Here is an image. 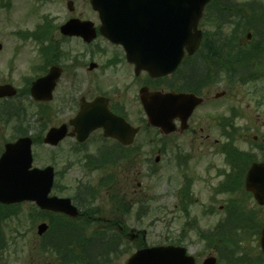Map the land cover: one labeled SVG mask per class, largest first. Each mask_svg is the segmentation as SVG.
<instances>
[{"label":"rangeland","instance_id":"374dc122","mask_svg":"<svg viewBox=\"0 0 264 264\" xmlns=\"http://www.w3.org/2000/svg\"><path fill=\"white\" fill-rule=\"evenodd\" d=\"M253 1L255 0H219L217 2L224 7L236 2ZM256 1L264 5V0ZM31 4L32 7L37 6L41 17L42 15L52 16L57 23L63 21L68 12L67 0H15L14 8L8 17H3L6 15L4 11L0 12V42L3 44L0 50V83L10 81L18 88L24 85V77L34 74L33 65L36 64L37 46L32 41L19 40L11 33L15 30L28 28L31 19L26 18L25 14L31 8ZM76 4L78 6L80 3L76 1ZM13 13L15 14L11 17ZM211 18L212 15L209 12L207 20L210 21ZM261 23L263 26V21L260 22V26ZM203 25L205 29H213L210 22H205ZM227 28L230 29L231 26L228 25ZM211 42L214 43L213 40ZM214 44L216 45V43ZM232 63V70L238 71V60H232ZM256 69L262 73L261 78L243 85L232 82L231 95L217 101L216 114L218 116L225 115L226 106L231 107L235 113L233 147L248 150L251 160H264V66H257ZM221 82L222 84H218L212 94L226 89V82L223 80ZM55 96H58V93H55ZM59 98L57 97V101L52 100L50 105H56ZM22 100L25 101L24 105L28 108V117L21 127L34 135L38 128L35 119L36 104L30 95H25ZM203 108L206 107L203 106L201 111ZM52 117L56 119L58 116L52 115ZM16 129L11 124L0 128V152L5 142L17 138L15 136ZM44 133L41 134L40 140L33 145L34 166L44 167L50 164L55 167V184L59 190L54 189L52 193L79 198L82 186L90 185L96 191L95 194L101 197L100 203L97 205L95 202V205H89L83 211L88 210V212L94 213L95 215H91L93 217H121L122 225L128 231L130 229H145L147 231L144 239L140 237L139 240H129V243L123 242L120 249L127 246L126 250L110 253V260L104 264H125L128 257L144 245L168 244L185 246L189 253L196 257L198 264H201L209 255L207 252L212 250L208 245L209 241L215 245L213 247L216 249H213L211 253H216L218 256V264H236V261H241L239 264L244 262V264H264V258H262L264 255L258 238V229L264 223V205H260L253 195L244 192V190H238L242 185L239 182L235 187L230 183L232 188L228 192L225 187L229 183H224L221 187V183L217 184L219 178L211 180L214 178L216 169L224 166L223 155L218 152L221 144L200 145L185 140L181 142L180 146H168L169 150L162 154L157 152V148L162 143L159 139L160 135L153 130L140 132L135 143L143 144L141 156L132 165L122 162L121 166L123 174L128 175L130 171L135 173L134 178L136 177V179L128 192L136 190L138 198L128 199L132 204L130 211L110 215L108 211L111 205L119 204L116 199H111L107 195L100 183H103V179L109 178L110 169L115 167L108 165L107 168L89 169L84 165L86 160L84 155L74 149L72 138H66L58 146L52 147L43 143ZM215 136L219 138L220 132L217 131ZM153 137H158V140L151 142L150 139ZM187 137H189L188 134L182 136V138ZM186 152L192 156L184 158L183 154ZM158 154H160V159L155 161ZM178 160L181 164L178 163ZM247 162L236 164L235 170L238 168L242 171V167H245ZM208 163L215 165L216 169L209 168ZM207 165L210 170L204 174ZM183 174L193 175L197 180L194 193L188 191V194H192L194 197L193 203L186 205L187 210L184 211L181 210L183 207L178 204L183 193L179 196L177 194ZM122 177L124 176L122 175ZM118 178L120 179V176ZM238 178L242 179V175L238 174ZM97 186L99 189H96ZM227 201L232 205L229 207L222 205ZM143 203L145 207L141 208ZM32 204L23 202L21 207L17 208L16 214L0 220V234L4 238L3 248L0 250V264H57L52 252L48 249L43 251L39 247L40 237L37 234V225L43 220ZM230 209H232L233 215L238 214L240 220L244 219L242 229L237 230L236 228L235 232H231L229 229L228 237H235L233 238L237 240L235 244H227L225 236L215 235L220 230L219 225H223V218L230 214ZM142 210L146 211L139 217ZM258 212L262 215H258ZM45 221L48 222L47 219ZM100 224L104 233L102 238L109 235V232L105 233V231H116L113 227L108 226L104 219L100 220ZM85 230L88 234H94L98 227L91 222L87 226L85 224ZM202 231L213 233L208 242L200 237L199 234ZM48 237V239L51 238V236ZM219 250H223L224 254ZM239 257H243L242 260H238ZM259 257L260 259H258ZM98 261L101 260L98 258Z\"/></svg>","mask_w":264,"mask_h":264},{"label":"flooded vegetation","instance_id":"af4514ba","mask_svg":"<svg viewBox=\"0 0 264 264\" xmlns=\"http://www.w3.org/2000/svg\"><path fill=\"white\" fill-rule=\"evenodd\" d=\"M76 1L80 3L78 6ZM14 5L15 0H0V12L4 11L6 13L3 17L9 16ZM67 8L68 12L63 21L57 23L53 20L54 17L49 15H46L48 19L43 20V16L41 17L38 13L37 6L32 7L31 4V8L25 14L26 18L31 19L28 28L15 30L11 33L19 40H28L36 44L37 59L34 70L39 73L38 76L48 72H43L45 64L43 65L42 62L46 57L50 59L48 68L56 65L62 69L52 99L57 101V97H60L59 101L54 106L50 105L52 100L36 101L35 115L37 118L44 119L42 108L46 107L48 112L51 111V115L58 116L56 119H51L50 126L68 123L69 129L74 130V126L69 124L72 118L78 114L84 105L93 103L94 107L89 110L91 117L106 109L116 116L123 117L132 126L138 127L140 131L153 129L161 134V147L157 148L159 153H166L169 150L168 146H180L181 142L185 140L200 145H216L224 142L228 144L233 141L235 113H233L232 108L226 106L225 115L218 116L216 114L217 101L231 95L232 68L231 64H227V59L218 58L217 51H212V56L209 58L199 57L193 59L195 63L194 70L191 67H186L183 61L174 72L153 76L147 70H138L136 64L128 58L125 47L122 44L112 42L101 32L102 20L100 14L93 8L90 0H67ZM35 18L38 20L36 21ZM71 19L88 22L84 25L82 31L88 34L95 32L94 38L89 40V36L63 34L61 27ZM47 39L50 42L46 46L48 50L44 51L41 44ZM0 44L3 46L1 42ZM187 79L192 85V90L186 89ZM222 80L226 82V89L221 94H218V92L212 94L217 89V85L222 84ZM25 86L26 80H24L23 88ZM147 89L149 91H161L164 94L194 92L203 98V103L194 109L188 120V127L184 130H181V116H174L172 121L168 119L170 124L177 126V130L167 134L147 123V116L141 101V92ZM55 93H58V96H55ZM3 104L6 108L8 106L7 100L0 102V105ZM203 106L206 108L201 111ZM3 126L4 124L0 125V128ZM217 131L220 132L219 138L215 136ZM185 134H188L189 137L182 138ZM71 138L76 144V151L82 153L86 160L105 159L114 165L115 168L112 167L110 170L111 178L108 179L110 182L115 181L117 165L122 160L136 161L141 156L140 152L143 149V145L138 146L135 143L136 138L131 144H123L116 138L106 136L102 127L94 130L82 143L77 142L76 137ZM157 140L150 139L151 142ZM183 155L184 158L192 156L189 152ZM223 161L224 166L221 172L217 171L215 165L208 163L209 168L216 169L214 178L211 180L219 178L217 184L222 183L225 178L228 181L232 180V176H227L231 165L226 161L224 155ZM178 163L181 164L179 160ZM208 165L205 167L204 174H207L210 170ZM117 170L120 175L121 165ZM238 174L242 175L243 184L244 173L237 169L235 175L238 176ZM134 175L135 173L132 171L125 175L127 182L133 184L136 179ZM195 180L196 178L193 175L183 174L181 176L179 186L187 189V192H182V205L193 203L194 197L192 194H188V191L194 193V186L197 185V180ZM236 183L238 182L236 181ZM109 186H112V184ZM231 188L232 186L229 191ZM116 189L119 190L120 188L116 187ZM238 190L243 191V186L241 185ZM105 191L110 196L109 192ZM136 195V190H132L127 192L124 198L125 200H133L138 198ZM95 199L97 201H86L79 205H95V202L99 205L101 197L97 195ZM116 199L120 203V196H116ZM222 205H232V203L227 201ZM214 249L216 248L214 247ZM207 254L210 253L207 252Z\"/></svg>","mask_w":264,"mask_h":264},{"label":"water","instance_id":"95a60500","mask_svg":"<svg viewBox=\"0 0 264 264\" xmlns=\"http://www.w3.org/2000/svg\"><path fill=\"white\" fill-rule=\"evenodd\" d=\"M210 0H128L127 13L121 15L101 14L104 20L102 31L115 42H122L129 50H134L132 60L139 66L147 68L153 74H166L177 67L184 55V49L192 54L198 47L202 34L198 30V23L202 16L205 4ZM106 2L118 0H93L94 7ZM144 7V13H138L133 6ZM100 9V8H99ZM108 9V7H105ZM131 17L130 22H109V18ZM147 19L153 28L146 31ZM143 20L145 22H143ZM69 26V24H67ZM119 27H130L134 30H121ZM131 45V47H130ZM1 47V45H0ZM46 83L44 86L41 84ZM56 79L51 74L33 83L32 95L37 98L50 99ZM16 89L10 85H0V97L13 96ZM183 105H186V120L202 99L192 93L177 95ZM142 100L149 115V122L156 126H164V114L168 111L163 106L165 96L160 92L144 93ZM173 95H170V100ZM80 114L72 120L78 127V139L85 140L92 128L103 124L101 119L92 122L88 118L86 106ZM171 110V109H170ZM172 129H167L170 131ZM136 129L119 130L118 133L109 131L126 143L133 140ZM67 134V126L50 129L44 137V142L57 145ZM73 135V133H70ZM33 139L31 136H21L14 142L5 145V151L0 156V202L5 204L18 203L25 200L35 201L45 210L61 212L71 217L79 214L71 198L50 195L54 183V167H33L32 153ZM159 160V157L156 158ZM246 188L250 190L257 201L264 204V162H254L246 176ZM48 224L38 225V233L43 234ZM143 238L146 231H142ZM138 233L130 236L134 239ZM260 243L264 251V228L260 231ZM216 257L209 256L203 264H215ZM127 264H196L195 258L187 254L182 246L160 245L149 246L137 250L127 260Z\"/></svg>","mask_w":264,"mask_h":264},{"label":"trees","instance_id":"16d2710c","mask_svg":"<svg viewBox=\"0 0 264 264\" xmlns=\"http://www.w3.org/2000/svg\"><path fill=\"white\" fill-rule=\"evenodd\" d=\"M254 5V4H253ZM249 13L251 17L255 15V18H248L247 14L242 10L241 7H233L234 10V28L237 26H240L241 19H247V22L244 23L247 29L249 28H254V30L257 31V33H261V35L264 34V24L262 26L259 25L261 21L264 20V8L263 7H255L252 5H248ZM260 19V20H259ZM243 20V19H242ZM253 20H255L256 25L253 24ZM219 22V19L217 20ZM234 36L238 35V31L233 32ZM211 35L207 36L205 39L206 43H210L211 41ZM262 42V41H261ZM264 42V41H263ZM221 47L223 49V54L222 56H226L227 53V47L225 41H220ZM260 43V42H259ZM218 53V57L220 56V50ZM243 48L240 46L237 42L235 43L234 46H231V50L237 51L238 49ZM237 54H241L239 56V60L243 59H248V57H244V54L241 52H238ZM250 58V57H249ZM243 65V64H242ZM257 78V75L251 76L249 79H242L239 81L241 84H245L247 82H252L255 81ZM0 119L2 121H8L12 122L17 126L18 129H16V134H27V129H23L21 127L22 123L24 120H26V111L22 109L21 105L17 102H14L12 100L9 101L8 107H0ZM41 133L37 134V141L40 140ZM247 157V158H246ZM228 158L230 163L233 166V170L236 172V164L242 163V162H250V156L245 155L243 152L239 151L237 148L230 146L228 149ZM248 159V160H247ZM102 162V161H101ZM247 162V163H248ZM243 170V168H242ZM233 172V173H235ZM232 173V174H233ZM231 174V175H232ZM229 178V177H228ZM233 181H229V185L226 187L230 189V183L232 184L233 187L236 186V181L242 184V179L239 180L238 176L235 174L231 177ZM227 183V184H228ZM107 185V184H103ZM89 188V187H87ZM55 189L59 190L55 184ZM82 200L86 199H80V202ZM79 203V201L77 202ZM82 207V209H86L88 205H78ZM229 205H227L228 207ZM17 207H11V206H6L3 204H0V220L2 218H6L8 216H11L13 214H16ZM95 209V208H94ZM15 210V211H14ZM129 210V207L127 205H111L109 209L110 215H117V214H123ZM93 211V210H91ZM39 215L41 216L42 220H48L50 223V229L48 231L47 237H44V239L41 242V249L43 251H48L52 252L55 255L56 258V263L57 264H104L105 262H108L110 260L109 254L110 253H119L121 251H125L127 246H123L120 249L121 243L125 242L127 243L126 239L120 235L118 237L117 235L118 232H115L114 230L111 231H105V233L109 232V235L107 234L105 238H101V234L103 232H100L97 230L96 233L88 234L85 230V224L86 226L91 223L89 217L90 215H95L92 212H88V210L83 211V215H81L78 220L71 219L65 215L62 214H57V213H52V212H47V211H38ZM144 214V211L141 212L139 215L142 216ZM33 215V213H31ZM115 218V217H114ZM114 218H111L112 220ZM121 218V217H120ZM251 218V217H250ZM244 219H241L238 217V214L233 215L232 209H230V214H228V219L226 220V223L220 226V230L218 233H215L218 237L220 236H225L226 241L225 243L227 244H235L237 242L236 239H233L235 237L231 236L228 237L229 229L231 232H235L234 230L237 228L239 230L240 228L242 229ZM112 223H109L108 226H111ZM82 225V226H80ZM80 226V227H79ZM218 226V227H219ZM246 226V225H245ZM104 235V233L102 234ZM51 236L50 239H48ZM3 243H4V238L0 234V250L3 248ZM219 252L223 253V250H219ZM230 252V251H229ZM98 258L101 261H98ZM243 257H239L238 260H242ZM241 261H236L237 264H239ZM244 262V261H243ZM245 263V262H244ZM242 263V264H244ZM107 264V263H106Z\"/></svg>","mask_w":264,"mask_h":264}]
</instances>
